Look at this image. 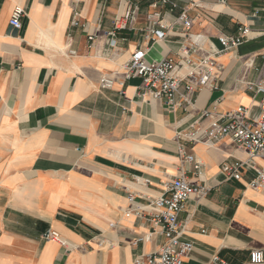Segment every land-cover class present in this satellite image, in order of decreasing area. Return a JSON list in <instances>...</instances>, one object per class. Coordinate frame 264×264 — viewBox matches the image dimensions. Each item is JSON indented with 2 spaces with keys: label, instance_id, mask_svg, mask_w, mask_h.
Wrapping results in <instances>:
<instances>
[{
  "label": "crops",
  "instance_id": "1",
  "mask_svg": "<svg viewBox=\"0 0 264 264\" xmlns=\"http://www.w3.org/2000/svg\"><path fill=\"white\" fill-rule=\"evenodd\" d=\"M154 1L0 0V264H134L165 242L147 206L182 173L211 188L193 194L179 214L194 243L184 264H252L250 252H264V189L249 186L255 170L246 165L241 179L223 171L248 153L224 137L186 144L194 156L187 161L177 139L195 122L209 123L206 109L224 114L244 106L258 118L261 95L249 82L264 71V0H171L176 9H157L162 22L149 17ZM17 5L25 9L21 28L10 25ZM131 5L133 19L115 28ZM183 9L190 34L202 35L200 56L211 45L221 49L219 37L251 29L217 55L218 88L202 89L189 108L175 110L144 93L139 77L100 88L103 76L123 78L137 49L147 62L181 58L189 32L173 24ZM76 11L85 27L73 25ZM162 23L172 25L163 39L146 36ZM253 162L264 165L260 157ZM49 230L68 246L46 239ZM153 231L151 240H139Z\"/></svg>",
  "mask_w": 264,
  "mask_h": 264
},
{
  "label": "built area",
  "instance_id": "2",
  "mask_svg": "<svg viewBox=\"0 0 264 264\" xmlns=\"http://www.w3.org/2000/svg\"><path fill=\"white\" fill-rule=\"evenodd\" d=\"M170 5L171 10L178 7L177 3L171 0H155L151 6L156 9L149 17L155 21H160L161 12L157 9L160 6ZM193 6H198L193 3ZM137 6L131 5L122 19L115 22V28L126 26L122 21L129 22L134 17ZM264 10V9H263ZM25 15V9L17 5L10 19V25L15 28H21L22 18ZM79 12H75L73 25L83 26L86 24L78 20ZM191 17L187 9H183L174 24L182 25L184 32L187 33L191 28ZM160 28L151 26L147 30V37L157 40L163 39L172 25L160 24ZM113 33V32H112ZM251 29L243 26L239 29L236 36L223 35L219 37L222 45L221 49L210 46L205 56L198 55V50L202 48V35L190 34L189 40L181 50V58L174 59L165 57L159 61L147 62L146 51L137 49L130 57L124 68L123 78H114L103 76L100 79V88L111 89L117 83L123 85L126 80L139 77L144 81L142 90L153 99L164 100L173 110L178 108H189L193 103L194 94L204 88L216 89L218 82L214 75V69L217 67L216 57L222 52L231 50L243 43L250 35ZM94 35H89L90 41L94 40ZM74 53V51H71ZM185 69L186 73L181 76L179 72ZM185 85V91L180 92L181 84ZM249 88L256 90L261 95L260 114L256 120L249 117L247 107L241 106L236 110L224 114L216 113L214 110L206 109L202 113L203 119H208L209 123L203 125L197 121L189 129H184L177 133V139L180 141V150L187 161H193V155H187L183 148L186 144H195L204 141L209 145L215 144L224 137L231 138L240 147L248 153L246 161L227 162L223 165V171L228 178L241 179L246 165H250L255 170V175L249 186L254 189H264V165L256 168L253 160L257 157L264 159V71H261L259 79L249 82ZM200 174V165L195 166ZM149 182L148 180H145ZM211 188L207 185H193L189 179L182 173L173 177L165 183L162 193L149 201V218L154 228L160 227L165 242L160 250L144 256L135 258L134 264H184L185 257L194 247L193 241L185 238L184 225L179 222V214L185 208L188 199L196 194L203 197ZM134 195L129 196L130 202H135ZM135 210V209H132ZM142 208L140 211L143 215ZM155 231L140 237L139 240L149 241ZM46 239L58 241L63 246H68L67 241L62 239L60 233L55 230H49L45 234ZM250 262L260 264L264 262V252L262 250H252L250 252ZM214 264H229L225 260L214 261Z\"/></svg>",
  "mask_w": 264,
  "mask_h": 264
}]
</instances>
